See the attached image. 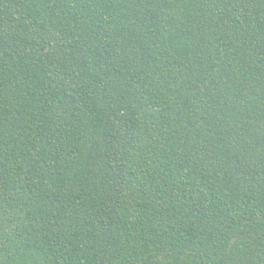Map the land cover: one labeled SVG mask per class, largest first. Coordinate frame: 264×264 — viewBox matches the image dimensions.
Returning <instances> with one entry per match:
<instances>
[{"label": "trees", "instance_id": "16d2710c", "mask_svg": "<svg viewBox=\"0 0 264 264\" xmlns=\"http://www.w3.org/2000/svg\"><path fill=\"white\" fill-rule=\"evenodd\" d=\"M0 264H264V0H0Z\"/></svg>", "mask_w": 264, "mask_h": 264}]
</instances>
